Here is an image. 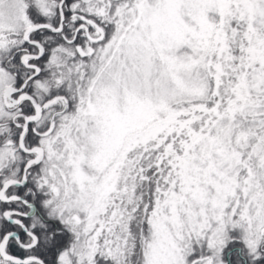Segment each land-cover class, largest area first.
<instances>
[{
    "label": "snow or ice",
    "instance_id": "snow-or-ice-1",
    "mask_svg": "<svg viewBox=\"0 0 264 264\" xmlns=\"http://www.w3.org/2000/svg\"><path fill=\"white\" fill-rule=\"evenodd\" d=\"M0 264H264V0H0Z\"/></svg>",
    "mask_w": 264,
    "mask_h": 264
}]
</instances>
